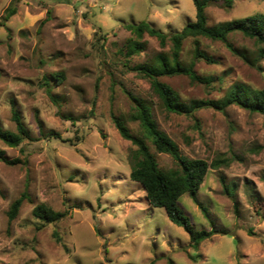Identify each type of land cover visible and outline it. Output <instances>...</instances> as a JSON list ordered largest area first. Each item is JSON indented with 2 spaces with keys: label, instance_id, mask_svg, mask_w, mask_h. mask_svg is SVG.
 <instances>
[{
  "label": "rangeland",
  "instance_id": "obj_1",
  "mask_svg": "<svg viewBox=\"0 0 264 264\" xmlns=\"http://www.w3.org/2000/svg\"><path fill=\"white\" fill-rule=\"evenodd\" d=\"M11 6L16 12L4 21ZM256 14H264V0H236L230 8L215 0L206 8L210 27ZM194 19L192 0H0V127L14 131L13 107L34 138L17 148L0 142L7 160L21 161H0V264H264V116L235 105L224 112L204 108L193 117L168 113L132 68L169 46L162 49L145 35V51L124 56L131 34L123 24L145 21L175 32ZM198 40L215 61L195 64L207 83L160 78L184 104L220 100L238 85L264 88V56L253 41L229 37L245 60L221 43ZM192 44L184 43L183 62L190 60ZM58 73L64 80L50 86L56 104L42 82ZM130 95L151 107L158 128L182 156L209 164L232 158L228 167L210 169L196 193L209 217L188 194L179 199L196 230L227 234H214L193 249L184 230L150 206L130 179L133 146L111 119L133 113ZM127 127L139 134L136 123ZM150 150L160 169L175 168L170 156ZM23 194L9 222L10 205ZM37 206L66 216L38 227Z\"/></svg>",
  "mask_w": 264,
  "mask_h": 264
},
{
  "label": "trees",
  "instance_id": "obj_2",
  "mask_svg": "<svg viewBox=\"0 0 264 264\" xmlns=\"http://www.w3.org/2000/svg\"><path fill=\"white\" fill-rule=\"evenodd\" d=\"M214 1L192 0L195 8V19L187 22L179 31L161 32L145 21L137 24H123L124 29L131 34L126 40L124 56L131 58L145 51V42L142 41L145 35L156 39L162 49L167 45L169 46L168 52H160L149 61L137 64L132 68L138 77L148 81L162 108L168 113L193 117L195 112L204 108L224 112L227 107L235 105L249 113L264 116V88L251 90L244 85H238L231 88L220 100L195 101L187 105L180 101L179 95L169 85L160 80L162 77L186 76L192 82L207 83L208 80L202 79L196 74L195 64L201 61L206 63H215V61L201 49L199 38L221 43L230 52L238 53L246 60L248 58L243 53L238 52L229 41L231 34H240L253 41L258 48L259 55L264 56V14H256L210 27L207 24L206 8ZM235 1L223 0L224 6L230 8ZM15 12V6L8 8L3 17L4 21H7ZM188 40H193L192 54L188 62H183V46ZM63 80L64 75L58 73L50 79L44 78L42 82L50 99L56 104H58V100L51 91V81L62 83ZM130 100L134 106L133 113L128 118L111 116L113 125L120 137L129 141L133 146L129 153L130 179L141 186L150 206L163 209L168 220L184 230L189 237L190 247L193 249L197 250L203 241L211 238L214 234H227L226 231L216 228L209 231L196 230L184 215L179 199L182 195L188 194L201 212L209 217L207 211L197 200L196 193L210 169L217 170L221 167H228L232 158L220 156L209 164L202 159H189L182 156L176 143L158 128L151 107L131 95ZM11 121L14 125V131L0 127L1 143L7 147L17 148L26 141H34L23 124L20 114L13 107L11 109ZM128 122L138 125V135L130 132L127 127ZM37 123L40 127L39 121ZM149 144L155 152L170 156L176 164L175 168L160 169ZM0 161L6 165L21 163L18 159L7 160L3 151H0ZM224 191L229 195L227 188ZM25 199L26 195L23 194L10 205L7 212L9 222L17 217ZM33 216L39 223L38 227H40L58 223L65 218L66 212H57L50 208L37 206L33 210ZM248 233L253 234L252 230H248ZM53 236L57 242L60 241L56 232L53 233Z\"/></svg>",
  "mask_w": 264,
  "mask_h": 264
}]
</instances>
